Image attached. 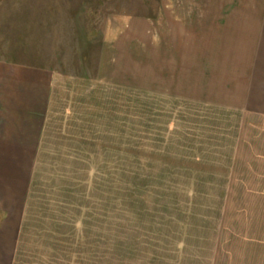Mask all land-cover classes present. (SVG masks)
Instances as JSON below:
<instances>
[{"label":"rangeland","instance_id":"1","mask_svg":"<svg viewBox=\"0 0 264 264\" xmlns=\"http://www.w3.org/2000/svg\"><path fill=\"white\" fill-rule=\"evenodd\" d=\"M144 1L0 0V65L44 66L93 78L100 18ZM44 6L57 13L40 14ZM127 57L116 65L118 83L99 84L104 90L97 97L89 91L75 99L83 116L88 113L89 133L77 118L57 117L56 133L33 161L38 219L30 225L38 236L56 211L49 203L67 204L58 205L56 215L68 224L61 225L66 236L59 258L43 261L214 264L226 215L238 210L243 193L247 117L193 97L191 87L166 92L169 84H158L149 71L130 73ZM37 241L32 246L39 252L51 247L44 238Z\"/></svg>","mask_w":264,"mask_h":264},{"label":"crops","instance_id":"2","mask_svg":"<svg viewBox=\"0 0 264 264\" xmlns=\"http://www.w3.org/2000/svg\"><path fill=\"white\" fill-rule=\"evenodd\" d=\"M46 8L40 14L57 13ZM100 19L101 48L93 78L44 66L0 65V264L58 260L59 244L66 236L61 225L68 224L56 215L58 205L67 204L49 203L47 207L56 211L49 213V228L38 236L30 225L38 219L33 161L56 133L57 117L77 118L89 133L88 113L83 116L78 105L80 96L92 91L97 97L104 90L99 84L118 83L114 72L120 71L116 65L126 54L130 73L149 71L158 84H169L166 92L191 87L193 97L216 101L247 117L243 193L238 210L226 215L214 264H264V0H146L129 12ZM177 86L178 90L172 88ZM22 157L30 159L28 164H14ZM36 238H44L51 247L39 252L33 247Z\"/></svg>","mask_w":264,"mask_h":264}]
</instances>
